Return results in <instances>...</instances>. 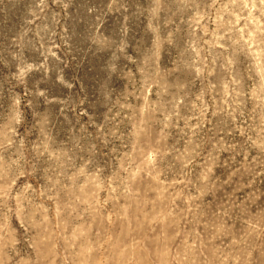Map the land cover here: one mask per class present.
I'll return each instance as SVG.
<instances>
[{"label":"rangeland","instance_id":"obj_1","mask_svg":"<svg viewBox=\"0 0 264 264\" xmlns=\"http://www.w3.org/2000/svg\"><path fill=\"white\" fill-rule=\"evenodd\" d=\"M0 264H264V0H0Z\"/></svg>","mask_w":264,"mask_h":264}]
</instances>
